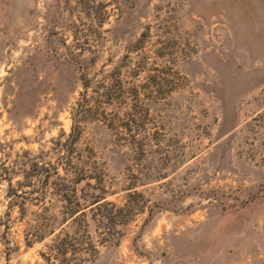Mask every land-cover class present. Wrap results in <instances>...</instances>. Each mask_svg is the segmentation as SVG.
<instances>
[{
  "label": "rangeland",
  "instance_id": "374dc122",
  "mask_svg": "<svg viewBox=\"0 0 264 264\" xmlns=\"http://www.w3.org/2000/svg\"><path fill=\"white\" fill-rule=\"evenodd\" d=\"M0 264H264V0H0Z\"/></svg>",
  "mask_w": 264,
  "mask_h": 264
},
{
  "label": "trees",
  "instance_id": "16d2710c",
  "mask_svg": "<svg viewBox=\"0 0 264 264\" xmlns=\"http://www.w3.org/2000/svg\"><path fill=\"white\" fill-rule=\"evenodd\" d=\"M83 87L84 89H87L88 87V84L87 82H83ZM79 110L77 111V109H74L72 111V120H73V125H72V129H71V133H70V138H71V141L74 142L76 140H78L79 136H80V118H79ZM51 173H54L56 175H59L57 173V168L56 167H51V168H47L46 169V174L44 176V182L45 184H48L49 182V178L50 176L52 175ZM81 178H77L76 182H79ZM62 191V190H61ZM62 195V199L63 200H68V202L70 201V196L68 193L65 192V194H61ZM103 198L100 196V195H96L94 196V198H92L91 202H90V205H93L92 208H93V211H100L98 212L99 213V216L102 217V218H107L108 220L111 219L112 216L116 215L117 213L121 212L122 208H118L116 209V212H113V209L115 208L114 206H112L111 208H107V206H109V202H103L101 201ZM101 201V202H100ZM79 202H75V204L71 203H68V210L65 214V216L68 217V219H71L73 221H76L77 220V213L79 211H81V208H79ZM103 208V209H101ZM106 211H108L106 213ZM83 211L80 212V214H82ZM54 230H51V232H53ZM62 244V243H61ZM62 245H59V248H60V253L65 255L68 251V248H66L67 246H63L61 248ZM93 247V251H97L95 246H92Z\"/></svg>",
  "mask_w": 264,
  "mask_h": 264
}]
</instances>
